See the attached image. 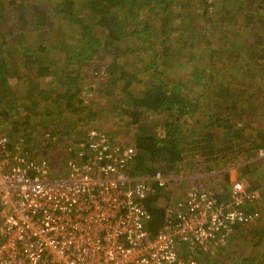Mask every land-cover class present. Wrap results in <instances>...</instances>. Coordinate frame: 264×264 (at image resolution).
<instances>
[{
	"label": "trees",
	"instance_id": "trees-1",
	"mask_svg": "<svg viewBox=\"0 0 264 264\" xmlns=\"http://www.w3.org/2000/svg\"><path fill=\"white\" fill-rule=\"evenodd\" d=\"M104 107L128 126L126 140L112 123L91 127ZM97 130L134 148L132 176L187 166L191 180L223 179L212 189L220 201L237 167L259 192L246 205L259 216L218 248L239 237L252 253L241 262L264 264V0H0V136L48 165L55 136ZM168 194L154 185L143 200L149 234Z\"/></svg>",
	"mask_w": 264,
	"mask_h": 264
},
{
	"label": "built area",
	"instance_id": "built-area-1",
	"mask_svg": "<svg viewBox=\"0 0 264 264\" xmlns=\"http://www.w3.org/2000/svg\"><path fill=\"white\" fill-rule=\"evenodd\" d=\"M86 136L69 142L71 157L54 174L45 155L30 157L0 136V264H200L194 246L219 247L235 224L259 216L246 208L259 192L238 179L229 180V201H220L187 183L189 175L135 177L130 144L111 142L104 130ZM154 185L175 193L149 234L143 200Z\"/></svg>",
	"mask_w": 264,
	"mask_h": 264
},
{
	"label": "rangeland",
	"instance_id": "rangeland-1",
	"mask_svg": "<svg viewBox=\"0 0 264 264\" xmlns=\"http://www.w3.org/2000/svg\"><path fill=\"white\" fill-rule=\"evenodd\" d=\"M16 86L17 89L20 88L21 83L19 81L15 82L14 84ZM102 110V109H100ZM103 114L98 115V118H96V120L93 122V128H97L100 127L101 129H103L107 126H99L101 124H103L102 122H108V123H112L113 124V133L115 134V138L118 141H124L126 140V130H128V126H124L123 122L120 121L119 119H114L113 118V114L111 113V111L109 110V108L104 107L103 109ZM104 117H107V119H104ZM113 120H116V122H113ZM82 125V124H81ZM108 125V124H107ZM85 127H79L77 128L80 132H85L86 130H88L90 127H87L84 131ZM104 129V130H105ZM77 131V130H76ZM83 134V133H82ZM79 137L78 138H83V135H81L80 133L77 134ZM61 139V141H58V139ZM75 138V139H73ZM77 137H74V135L72 134L71 136L68 135H62V136H55V140H57L55 145H58L57 147L53 148V155L54 156H49L48 157V168L50 170L56 171V169L61 170L63 167H65L67 165V159L69 156V153L67 151L68 148V144L69 142H73L74 140L78 139ZM52 138L49 139V141H51ZM54 139V138H53ZM59 139V140H60ZM42 149H39V151ZM39 153V152H38ZM49 154V153H47ZM46 156V155H45ZM53 160V162H51ZM59 162V163H58ZM61 164V165H59ZM61 168V169H60ZM234 169V170H233ZM228 171L229 177L230 179H238L240 181L243 182L244 186L246 187V183H248V177L247 176H242L240 175V171L238 170V168H233V167H228L226 169ZM185 173H181L183 176H187L188 175V169L186 166L185 169ZM192 177V176H191ZM205 184V188H211V189H217L219 190L218 184L213 180H209L208 182L204 179H200V178H193L192 180L188 181L187 183H196L201 181ZM223 182V179H222ZM185 184V183H184ZM223 184V183H222ZM261 184V182H260ZM228 185V184H226ZM180 188H184L185 186L182 187L181 183H179ZM175 191L171 192L168 194V198H171L172 195H174ZM169 200V199H168ZM260 204V203H259ZM248 240L249 238L254 239L253 237H250V235L247 236ZM239 237L236 238L235 241H231L226 243L223 247L221 248H211L209 246H207L204 250L203 253H201L202 256H205L206 253H208V258L210 260V262H208L207 264H243L244 262H241V260H243V258H246L247 256H249V254H252L251 251L248 250V248L246 247V245H241V241L243 239H240L239 243H238ZM228 258H232L233 261H231ZM200 264H203V262H201L199 260ZM246 264V263H245Z\"/></svg>",
	"mask_w": 264,
	"mask_h": 264
},
{
	"label": "crops",
	"instance_id": "crops-1",
	"mask_svg": "<svg viewBox=\"0 0 264 264\" xmlns=\"http://www.w3.org/2000/svg\"><path fill=\"white\" fill-rule=\"evenodd\" d=\"M258 157L259 158H264V156H260V155H258ZM234 168V167H233ZM236 168V167H235ZM234 170V169H233ZM197 178V177H196ZM199 178H200V176H199ZM213 179H215L214 181L217 183V184H222V180L221 179H219V178H217V177H214V176H212L211 178H209V179H206V181L208 182L209 180H213ZM230 179V178H229ZM197 185H199V186H201V187H205V184L202 182V180L201 181H199V182H197ZM207 188V187H206ZM207 189H209V190H211V191H213L211 188H207ZM221 191H216L215 193H220Z\"/></svg>",
	"mask_w": 264,
	"mask_h": 264
},
{
	"label": "clouds",
	"instance_id": "clouds-1",
	"mask_svg": "<svg viewBox=\"0 0 264 264\" xmlns=\"http://www.w3.org/2000/svg\"><path fill=\"white\" fill-rule=\"evenodd\" d=\"M37 156V155H36Z\"/></svg>",
	"mask_w": 264,
	"mask_h": 264
}]
</instances>
